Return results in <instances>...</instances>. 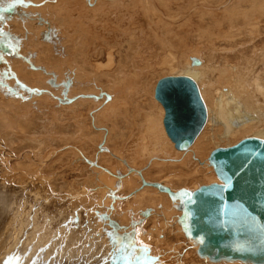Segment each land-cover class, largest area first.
Listing matches in <instances>:
<instances>
[{
    "label": "rangeland",
    "instance_id": "1",
    "mask_svg": "<svg viewBox=\"0 0 264 264\" xmlns=\"http://www.w3.org/2000/svg\"><path fill=\"white\" fill-rule=\"evenodd\" d=\"M16 1L18 2V0H11L10 2L9 0H0V6L4 2H7L6 5L13 6V4ZM31 1L35 2V4L33 3L35 6H39L40 8L44 7V9L49 8V6L50 7L53 6V8L49 10L50 15L51 14L53 15L55 13V11H53L54 7H56L57 9H60V8L62 9L63 8L62 3H65V2H61V0H58L59 2L57 3H54L55 0H49V2L47 3L45 0H31ZM132 1L134 3H132ZM139 1L138 0H128V1L126 0H123V1L122 0H81L82 4H80L79 7H76L75 9L72 10L71 12L72 18L70 17V19L64 18L65 16L63 14L60 15L61 17L58 16L59 19H55L57 17L55 18H52V16L49 17L50 16L49 15L47 17L45 16L46 18L41 17L40 18L41 21H37V23L35 24L29 23L27 26H24V25L22 26V23H24V20L26 19V18L24 19V17H18L16 18V20H10L8 22L6 20L0 19V22H1L0 23L1 25L0 26V47H1L0 57H2V59H0V75H1L0 81L2 82V83L0 82V107H1L0 115L8 116V119L5 121L3 120V117L0 116V264H127V262H125L126 260L123 259L122 257H126L127 254H132V252H133V255L131 256L133 257L135 256L139 258L141 255H145V258L142 256H141L142 259L139 258V260H137L138 259L137 258L136 260L139 263H137L136 261L132 262L131 260V264L133 263L134 264H152V262L153 264H155L158 262V260L159 262L157 264H177L178 262H179L178 264H181V263L182 264H194L193 262L194 255L193 253H191V251L194 250L193 246L185 242L187 243V245L184 247V240H185L184 239L182 240L183 244L180 245L181 248H179L180 246L177 247L176 244L178 243V239L176 238L177 236L175 234L174 226H172L173 227L172 231H170L169 229L167 230V232L170 231V235H168L169 236L168 243L170 242L169 243L170 245L175 243L176 247L174 245V246H171L172 247L171 249H169V248H165L164 246H161V247L159 245L154 246L156 243L152 240L150 241L149 239H147L145 242L140 240V235L142 234V232L140 231L142 230V227L145 230L152 229L154 227L153 224H155L153 223L154 222L153 220L154 218L157 217L156 215H159V214L157 213L149 214L150 211L153 212V210L152 208L150 210V207H148V209L146 208L147 212L145 213V218L138 216L139 210H141V209L137 210V206L139 205L138 203L139 201L137 198L140 197V194L137 192L136 189H138L139 188L138 186L141 185L140 183L139 184L137 183L141 181L140 176L137 174L138 172L134 174L129 172L130 170L126 172L127 176L130 177V178L128 177L129 179L126 177V179H128L129 182L134 180L135 183L133 181V185L132 186L128 185L129 187L126 184L125 186L123 184L124 187L116 190L115 195H118L119 197H116L115 201L113 199L112 202L104 205L102 203H99V198H98L96 199L97 202L95 200V202L92 204L90 201L93 199V197H95L101 191L100 188H103V185L100 184L101 187L99 188L98 181L93 178L96 176L92 174L91 171H89L90 170L89 168L87 169V165L92 164V163L98 164V162H99V165H102V162H103L102 166L106 167L107 165L108 166L112 165L110 167L108 166L107 167L108 169H111V168L113 169V166L115 165H113L114 163L112 164V160L114 158V161H116L115 163H117L118 165L123 167L124 170H126V169H129L127 165H130L131 163L130 160H132L131 166L133 167L136 166L137 169H140V168L143 169L142 171L145 174V177H147L146 179L147 181L155 180V181L167 183L168 185L171 184L170 186H172L174 189H177L183 186H187V187L192 186V183H191L192 181L196 183L198 182L200 184L208 182L207 178H204L205 177V174L203 173L204 171H202L201 169L196 170L193 163L196 162V158H199V159L201 158L200 160L204 162L207 156V153L209 152V149L212 148V146H210L209 144L204 143L206 136H208V133L210 134L212 132L209 129L205 131V134L202 136L203 138H201V139H204V140H201V142L203 143L193 148L195 149L194 156L191 154L189 157L188 156L189 154H187L186 156V155H181L182 153H180L178 154V156L176 155L177 156L176 159H173L174 155L172 154V151L169 149L167 150L168 152L167 151L165 152L164 150L163 151L165 152L164 154L162 151L158 152L157 154L156 153L152 154V151H151V149L153 148L152 142L156 141L157 133H155L154 135L155 138H153L148 145L149 151L147 150L144 153L142 152L144 150V147L142 145V139L146 131V124L144 122L146 119L145 115L147 116L148 114L149 115L151 114V116L154 117L153 114H155L156 118H158L160 115L159 113L160 109H158L159 110L158 112L156 110L157 107L159 106L155 101L154 94L152 95L150 94L154 92V85L156 83V80H158L162 76L169 75V73L174 74L177 68H182L184 65L186 66L188 59L193 56L194 57L200 56L204 58L202 59L203 61L202 67L205 70L204 71L205 73L203 74L201 84L203 81L205 82V83L203 82L202 86L204 89H206L204 91H207V92L209 91L208 94H206V96L208 95L207 98L210 103H213V101H215L219 97L218 92H220V89H224L225 87H227V90H231L232 88L231 80L226 79L227 78L226 76H228V74L225 75L224 77L225 79H222L224 73L226 72V71L223 72V70L226 67L225 65L227 62L229 63L230 60L232 61L234 59L233 62H230L229 64H233V65L235 64V67L239 66V69L242 68L240 70L239 69L235 70L236 72L234 71L235 74H239V77L237 75L236 79L239 81L238 90L241 91L240 94L242 95V97H245V90H244L245 87L250 90V93H252L251 86H249L251 84L250 82L251 75L247 74V78L244 75L245 74L244 69H249L247 68L248 65H246L248 61L251 62V64L252 63L254 64L253 66L257 71H260L259 76L261 78V82L264 84V76L263 78L261 77L262 73L264 72V61H263L264 60L263 58L264 57V9H262L264 8V3H263L264 0H258L259 2L257 0H254L256 4L253 3L254 2L253 0H249V2L248 1L244 2V0L243 1L242 0H232L233 3L231 0H223L224 2L222 0L221 1L220 0H214V1L204 0L205 2L202 0H189L188 2V0H186L187 3L185 2V0H172L173 2L171 0L170 1L169 0H154V1L153 0H142L143 3L145 4H142V1L141 3H139ZM149 1L151 3H149ZM241 1L244 3L242 4ZM119 2H121L120 3L121 5L119 4ZM200 2L201 3L203 2L204 4H201ZM43 3H44V6H43ZM110 4H113V5H110ZM140 4L145 5L143 6L145 8L146 7L148 8L149 6L148 8L149 10L147 8L146 9L143 8L144 10L141 9L142 6ZM147 4H150V5H147ZM168 4H170V6ZM229 4L231 5L229 6ZM114 5H117V7H119L118 8L119 10H117V8L115 9ZM122 5H124V7H122ZM166 5L169 6L168 9H167L168 6ZM22 6L24 7L23 4H21L18 7H22ZM178 6L179 7L181 6L180 11H179ZM226 6H229V7H226ZM235 6L237 7L235 8ZM102 7H105V8L103 9ZM254 7L256 10H254ZM80 8L85 9L84 12H86V10H89V9L94 10L96 8L94 11L97 10L96 13L97 12L98 13L96 14V16L95 15L93 17L91 16L92 18L87 16L86 13L79 15L78 11L80 10ZM98 8L100 12L98 11ZM173 9L174 10L178 9L176 11H179V12H176ZM17 10L21 13L25 12L23 8H17ZM110 10H111V13H110ZM217 10L219 12H217ZM221 10H223L222 13L220 12ZM101 11L102 13L103 11L104 13L108 12L107 13L108 16L105 15L104 13H103L104 15L101 14ZM115 11H116V14H114ZM242 11L244 13L241 14ZM208 12L210 13L213 12L214 15ZM27 13H30V12H27ZM174 13H177V14H174ZM226 13L227 15H230V16H226ZM231 13L232 15L234 13L235 14L232 16ZM127 14H132L131 18H130V15L128 17ZM145 16H148L149 18ZM212 16H213V19H210V17L212 18ZM231 16H232V20L230 18ZM235 16H237L236 19H235ZM243 16L244 18H246L245 21L244 20L242 21V19H244L242 18ZM88 18H91V20ZM93 18H95L96 21H94ZM85 19L86 21L84 22L83 20ZM148 19H149V22L152 21L150 22L151 24L148 23ZM214 20H215L214 22L215 24L213 23ZM49 21L50 22L52 21L53 24H51ZM17 22L19 25L16 24ZM94 22H96V24ZM171 22L172 24L174 23L173 24L174 26L171 24ZM230 22L231 23L234 22L235 25L233 23V26L232 25L229 26V24H231ZM251 22H253L254 24ZM45 23L47 25H44ZM186 23H189V25ZM135 24L137 26H135ZM180 24H182V26ZM37 25H40V26H37ZM201 27L203 29H201ZM243 27L244 28L247 27L245 28V31H243L244 29ZM256 27L257 29L255 30L254 28ZM24 28L25 29L27 28L26 31ZM134 28L137 29L136 32H133L135 31ZM138 28H141V29H138ZM161 28H163V30ZM197 28L200 29L201 32ZM74 29L77 33L74 31ZM95 29L97 30L95 31ZM193 29L196 32H194ZM197 31H199L198 34H197ZM220 31L222 35L220 34ZM228 31L230 34L228 33ZM251 31H253V33ZM255 31L256 32L258 31L259 33H256L257 35H254ZM187 32L191 34L189 35V33ZM156 34L159 35V37L155 36ZM32 35L34 36L33 38H31ZM37 36L38 37L40 36L39 39L37 38ZM50 37L54 38V41L56 43V45H54V47L56 48V52H57L56 56L54 53L50 52L49 49H47V48H52V45L46 42ZM81 37H83L82 40H81ZM199 37L201 38L198 39ZM211 38L213 40H211ZM28 39L30 43L32 42L34 50H32L28 44L26 45V41L28 42ZM63 39L65 40L62 41ZM146 40H148L147 43H146ZM207 41L210 45L209 44L207 45ZM163 42L166 45L170 44L171 47L170 45L167 47L165 45V49H164ZM195 42H197V44ZM225 42L226 44H224ZM34 43H38V44L34 45ZM148 44L149 45L153 44V45L149 46ZM90 45H93V46H90ZM168 47H170L171 50L170 48L168 49ZM207 47L209 48V51L212 49L210 53L209 51L207 52L208 50ZM215 47H216V50H215ZM36 49L38 51H36ZM162 49H164V51H162ZM199 49H202V52L204 53H202ZM253 49L254 50L257 49V50L254 51ZM35 51H36V54H34ZM115 51L117 53H115ZM212 51H213V54H212ZM241 52L244 53V55ZM256 52L261 53V55L257 54ZM186 53L187 54L189 53V54L187 55ZM228 54H230V56ZM97 55L98 56L100 55V57H98ZM208 56H210L211 59ZM179 58H182V59H179ZM183 59L186 60V63ZM244 59L245 61H242ZM249 59L250 60L252 59L253 62L252 60L250 61ZM238 60H241V61H238ZM11 61H14V62L11 63ZM81 61H83V63H81ZM212 61L214 62L212 63ZM106 62L108 65L105 64ZM60 63L62 65L60 69H58V65ZM204 63L207 65L204 66L205 65ZM21 64H24V65H21ZM103 64L106 66H104ZM213 64H215L216 66ZM171 66L173 67L171 68ZM115 68H118L116 69L117 71L113 70ZM214 69L217 70L218 72L215 71ZM220 69L222 70V74H221ZM83 70L86 72H84ZM107 70H109V72H107ZM73 71H75V75H73ZM100 71L102 72L100 73ZM112 71L115 72V74H113ZM28 72H32V73L39 72L38 76L35 77L39 80L32 82L33 77L26 76ZM70 72H72V74H70ZM105 72H106V76L108 75L107 73H109V76L106 77ZM211 72H213L214 75ZM117 73L119 74V76ZM129 73L132 75H130ZM210 73L212 74V76ZM136 75H137V78H136ZM114 77H118V78L123 77L124 80L125 79L126 80L124 81L122 80L123 78L116 79ZM131 77H132V80L129 81L128 79H131ZM134 77L136 79V82H135V79H133ZM13 78H15L14 79L15 82L17 81L16 83L13 82L14 81ZM204 78L206 79L204 80ZM220 79L221 81L223 80V82L219 81ZM22 82L23 83L25 82L26 84L25 83L23 84ZM34 82L35 84H33ZM130 82H133V83H130ZM17 83H18V86H16ZM69 83H70V86L66 87L67 85H69ZM122 83H124L123 87H121L122 85L120 86V84ZM126 83L128 86L126 85ZM244 84H245V87H244ZM111 85H113L114 88L118 85L120 87L118 86L114 89ZM151 86L153 87V89ZM213 86L214 88H212ZM208 87H210L211 89ZM117 89H119V91ZM2 90H3V93L1 92ZM104 90L108 91L109 93ZM238 90L235 89V92H237ZM10 91L13 93H11ZM110 91H112L114 94ZM213 93L215 96L213 95ZM112 94L113 96L115 95V97H113ZM120 95L121 97H124L122 98L124 100H121ZM210 96H211V99H210ZM250 96H249V99L250 98L251 99L248 100V103L251 100L257 101V103H255L254 105H256L259 108V111H261V117H262V120L264 121L263 119L264 116H262L264 114V98L263 97L257 98L256 96H253V94ZM106 99H108L107 102H106ZM112 100H113V103H112ZM114 101L116 102V104ZM123 103L125 104L127 103V106L125 104L123 105ZM111 105L112 107H110ZM117 107L118 109H116ZM122 109L124 110L122 111ZM112 110L114 114H112ZM117 110H119L118 111L119 114L117 113ZM155 110L156 112H154ZM145 111H147V113ZM111 116H112V119L110 120ZM139 120H140V123H139ZM250 131L252 130H249V132ZM131 138H133L134 141H136L134 142L135 144L133 145H132L133 139ZM150 144H151V147H150ZM139 145L141 146V148L143 147V149H141ZM124 148H125V151H124ZM131 149L137 150V151L135 152V151H132ZM199 150L202 153H200ZM169 151L171 152L169 153ZM133 152L136 154H134ZM105 153L106 154L109 153V154L106 155ZM145 153L146 155H144ZM137 154H139V156ZM134 155H135V158L133 159ZM117 156L123 160L121 161L120 159L117 158ZM140 156H144L143 159ZM185 156L188 159L189 158L190 159L187 160ZM105 157L106 158L109 157L108 158L109 160L107 161ZM154 157H157V158H154ZM202 157L204 159H202ZM135 159H138L136 160L137 164H136V161H134ZM183 159L185 160V162ZM127 160H129V163ZM143 160H145L146 163ZM177 161H178V164H177ZM186 161H189V162H186ZM170 162L171 163L174 162L173 166L172 164H170ZM191 162L192 164H190ZM20 163H23V164L19 165ZM158 163L160 164L162 163V165ZM166 163H168V165ZM154 164H155V167L157 165L158 166L155 168L153 166ZM175 165H176V168H175ZM189 165H191L190 166L191 168L193 167L192 168L193 170L191 168H189L191 171L188 170ZM183 167H185V169H183ZM183 170L185 172H183ZM190 175H192L190 178H184ZM192 177L193 179H191ZM131 178L133 180H131ZM178 178L180 182L177 180ZM23 180L26 182L24 183ZM92 180L93 181L95 180L94 181L95 183H93ZM27 182H30V185L31 186L33 185L34 188H32L33 186L31 187L29 183ZM31 182H33V184ZM24 186H27V188ZM126 188H128L129 190ZM145 188H148V187H145ZM78 194H80V196H75ZM80 201L81 202L83 201V202L81 203ZM144 203L145 201H141V204H144ZM163 204L167 205V200L165 198L163 199ZM75 209L78 210L79 213H75L76 211ZM86 209H88L87 210L88 212L86 211ZM101 211H104V212H101ZM114 211L116 212V214ZM34 212H36L37 214ZM104 213H105L106 220L108 219L109 221V224H106V220H104L103 222L102 217ZM106 213L108 214L106 215ZM123 213H125V215H123ZM29 214L31 218L28 216ZM71 214L73 217L71 216ZM76 214H78L79 216ZM127 214H128V217H127ZM35 215L37 218L34 217ZM68 215H70V218ZM99 215L102 216L101 219H98ZM117 216H121V217H117ZM160 216L163 217L162 214ZM160 216H158L157 218L158 223L155 224V226H158V224L161 225ZM75 217L77 218L79 217V220L77 219L76 221ZM18 219L21 221V223L19 222ZM71 219H73L74 221H72ZM174 219H176L175 215L173 216L172 220ZM33 220H34V223H33ZM124 220H125V224H124ZM127 221L130 224L126 223ZM27 223H28V226H27ZM102 223H105V224L102 225ZM18 224H20L21 226L19 227V230L17 228ZM31 224H33V226ZM172 224L175 225V222L173 221ZM20 228H21V232H20ZM20 233H23V234H20ZM24 233L26 234L28 233L27 235L30 236V239H35L37 237L35 239V247H34L35 249L34 248L27 249V248H24L22 244H19L22 241V237ZM72 236L75 238H73ZM110 237H112V239L115 237H118L119 242L115 245L114 244L108 245L106 243V240H108ZM128 237H131L134 239L135 245H136L134 246L137 247V249L134 248V250H126V251L123 250V248L127 246L125 242L128 241L125 238H128ZM30 239L28 238L29 241ZM155 239H159L158 234L155 236ZM15 242H17V244H15ZM163 248H165L166 250ZM176 248H179V249H176ZM118 249H121L120 252L117 251ZM128 251L129 252L132 251V252L129 253ZM134 251L136 252L135 254H134ZM122 253H125V254H122ZM204 263L206 264L205 261L203 262V264Z\"/></svg>",
    "mask_w": 264,
    "mask_h": 264
},
{
    "label": "bare ground",
    "instance_id": "2",
    "mask_svg": "<svg viewBox=\"0 0 264 264\" xmlns=\"http://www.w3.org/2000/svg\"><path fill=\"white\" fill-rule=\"evenodd\" d=\"M11 0H9V2H10ZM46 1V3L47 2H49V0H45ZM123 1V0H122ZM126 1H128V0H126ZM139 1V0H138ZM141 1L142 0H140L139 1V3H141ZM154 1V0H153ZM170 1V0H169ZM172 1V0H171ZM202 1H204V0H202ZM214 1V0H213ZM221 1V0H220ZM223 1V0H222ZM232 1V0H231ZM243 1V0H242ZM241 1V3L243 4L245 1L247 2H249V0H244V2H242ZM254 1V0H253ZM258 1V0H257ZM8 2V3H9ZM57 2H59L58 0H55L54 1V3H57ZM61 2H65V3H62L63 5V8L61 9H57L56 7H54V10L53 11H55V13L52 15H50V13H49V10H51V8H53V6H49V8H45L44 9V7L43 8H40L39 6H35L34 4H35V2H32L31 0L30 1H28V0H18V2L16 1L14 4H13V6L12 5H6L7 4V2H4L1 6H0V19L1 20H6L7 22L8 21H10V20H16V18H18V17H24V23H22V26L24 25V26H27L29 23H37V21H41V17H47V16H49V17H51L52 16V18H55V17H57V18H55V19H59L58 18V16L59 17H61L60 15H64L65 17L64 18H67V19H70V17L72 18V16H71V12H72V10L73 9H75L76 7H79L80 6V4H82L81 3V0H61ZM173 2V1H172ZM185 2L187 3V1L185 0ZM188 2H189V0H188ZM205 2V1H204ZM207 2V1H206ZM218 2V1H217ZM224 2V1H223ZM237 2V1H236ZM259 2V1H258ZM34 3V4H33ZM112 3V2H111ZM116 3V2H115ZM121 2H119V4H120ZM132 3H134L133 1H132ZM149 3H151L150 1H149ZM167 3V2H166ZM169 3V2H168ZM201 3V2H200ZM219 3V2H218ZM217 3V4H218ZM232 3H233V1H232ZM253 3H255V1L253 2ZM264 3V2H263ZM21 4H23L24 5V7L22 6V7H18V6H20ZM114 4V3H113ZM113 4H110V5H113ZM130 4H131V2H130ZM129 4V5H130ZM142 4H145V3H143V1H142ZM171 4V3H170ZM170 4H168L169 6H170ZM201 4H204L203 2L201 3ZM213 4V3H212ZM221 4V3H220ZM241 4V5H242ZM247 4V3H246ZM256 4V3H255ZM37 5V4H36ZM49 5V4H48ZM60 5V4H59ZM93 5V4H92ZM117 5H118V3H117ZM117 5H114L115 6V9L117 8V10H119L118 8L119 7H117ZM121 5V4H120ZM119 5V6H120ZM124 5H125V3H124ZM124 5H122V7H124ZM127 5V4H126ZM141 5V4H140ZM147 5H150V4H147ZM168 5H166V6H168ZM183 5H185V4H183ZM231 4H229V6H230ZM250 5V4H249ZM15 6H17V7H15ZM43 6H44V3H43ZM57 6V5H56ZM142 6V8L141 9H143V8H145V7H143V6H145V5H141ZM169 6L167 7V9L169 8ZM182 6V5H181ZM181 6L179 7V11H180V8H181ZM216 6V5H215ZM218 6V5H217ZM229 6H226V7H229ZM240 6V5H239ZM243 6V5H242ZM225 7V6H224ZM237 6H235V8H236ZM251 7V6H250ZM263 7V6H262ZM17 8H23L24 10H25V12H23V13H21V12H19L18 10H17ZM103 9L105 8V7H102ZM109 8V7H108ZM111 8H113V7H111ZM135 8V7H134ZM137 8V7H136ZM147 8V7H146ZM145 8V9H146ZM148 8H149V6H148ZM147 8V9H148ZM260 8V7H259ZM10 9V10H9ZM96 9V8H95ZM94 9V10H95ZM226 9V8H225ZM262 9H264V8H262ZM58 10V11H57ZM94 10H92V9H89V10H86V12H84L85 11V9H81L80 8V10L78 11V14L79 15H82V14H87V16H89V17H93L94 15L96 16V14L98 13H96V11H94ZM102 10V9H101ZM122 10V9H121ZM128 10V9H127ZM130 10V9H129ZM131 10H133V9H131ZM137 10V9H136ZM135 10V11H136ZM144 10V9H143ZM149 10V9H148ZM151 10V9H150ZM174 10V9H173ZM176 10H178V9H175L174 11H176ZM231 10V9H230ZM242 10V9H241ZM240 10V11H241ZM245 10V9H244ZM243 10V11H244ZM249 10V9H248ZM254 10H256L255 9V7H254ZM253 10V11H254ZM261 10V9H260ZM98 11H99V8H98ZM138 11V10H137ZM141 11V10H140ZM168 11H170V10H168ZM174 11H172V12H174ZM179 11H176V12H179ZM181 11H182V9H181ZM207 11V10H206ZM222 11L223 10H221L220 12L222 13ZM241 12V14L242 13H244V12ZM27 12H30V13H27ZM100 12V11H99ZM145 12V11H144ZM148 12V11H147ZM146 12V13H147ZM152 12V11H151ZM171 12V13H172ZM214 12V11H213ZM213 12H208V13H210V14H213ZM217 12H219L218 10H217ZM258 12V11H257ZM256 12V13H257ZM103 13H104V11H103ZM102 13V11H101V14H103ZM108 13V12H107ZM107 13H104L105 15H107ZM110 13H111V10H110ZM121 13V12H120ZM124 13V12H123ZM130 13V12H129ZM136 13V12H135ZM134 13V14H135ZM145 13V14H146ZM236 13V12H235ZM234 13V14H235ZM247 13V12H246ZM251 13V12H250ZM249 13V14H250ZM255 13V14H256ZM260 13V12H259ZM100 14V13H99ZM103 14V15H104ZM114 14H116V11H115V13ZM126 14V13H125ZM133 14V15H134ZM138 14V13H137ZM144 14V13H143ZM170 14V13H169ZM173 14V13H172ZM174 14H177V13H174ZM182 14V13H181ZM205 14V13H204ZM203 14V15H204ZM210 14H208V15H210ZM223 14H224V12H223ZM233 14V15H234ZM241 14H239V15H241ZM254 14V15H255ZM128 15V17H129V15H130V18H131V15L132 14H127ZM207 15V16H208ZM214 15V14H213ZM231 15H232V13H231ZM232 15V16H233ZM238 15V16H239ZM108 16V15H107ZM125 16V15H124ZM198 16V15H197ZM220 16V15H219ZM226 16H230V15H227V13H226ZM232 16L230 17L231 18V20H232ZM245 16V15H244ZM244 16L242 17V18H244ZM249 16V15H248ZM45 17V18H46ZM75 17V16H74ZM91 17V18H92ZM145 17H148V16H145ZM222 17V16H221ZM225 17V16H224ZM236 17L237 16H235V19H236ZM240 17V16H239ZM246 17V16H245ZM85 18H87V17H85ZM91 18H88V19H90L91 20ZM127 18V17H126ZM149 18V17H148ZM202 18V17H201ZM204 18V17H203ZM218 18H220V17H218ZM250 18V17H249ZM38 19H40V20H38ZM60 19H62V18H60ZM94 19V21H96V19L95 18H93ZM100 19V18H99ZM99 19H98V21H99ZM107 19V18H106ZM153 19V18H152ZM161 19V18H160ZM210 19H213V16H212V18L210 17ZM229 19V18H228ZM238 19V18H237ZM245 19L246 18H244V19H242V21L244 20L245 21ZM248 19V18H247ZM49 20H51V19H49ZM117 20H119V19H117ZM187 20V19H186ZM249 20V19H248ZM21 21V20H20ZM84 22L86 21V19L85 20H83ZM88 21V20H87ZM93 21V20H92ZM147 21V20H146ZM217 21V20H216ZM229 21V20H228ZM239 21V20H238ZM237 21V22H238ZM19 22V21H18ZM18 22L16 23V24H18ZM44 22V21H43ZM43 22H42V24H43ZM50 22V21H49ZM66 22V21H65ZM150 22H152V21H150ZM149 22V19H148V23H150ZM178 22V21H177ZM185 22V21H184ZM215 22V20L213 21V23ZM218 22V21H217ZM224 22V21H223ZM248 22V21H247ZM1 23V22H0ZM40 23V22H39ZM38 23V24H39ZM51 24H53L52 23V21L50 22ZM68 23V22H67ZM87 23V22H86ZM89 23V22H88ZM95 24H96V22H94ZM106 23V22H105ZM169 23V22H168ZM231 23V22H230ZM234 23V22H233ZM233 23H231V24H229V26L230 25H232L233 26ZM239 23V22H238ZM251 23H253V22H251ZM10 24V23H9ZM16 24H14V25H16ZM41 24V23H40ZM49 24V23H48ZM59 24V23H58ZM70 24V23H69ZM90 24V23H89ZM151 24V23H150ZM171 24H172V22H171ZM174 24V23H173ZM172 24V25H173ZM184 24V23H183ZM186 24H188L189 25V23H186ZM215 24V23H214ZM217 24V23H216ZM220 24V23H219ZM227 24V23H226ZM254 24V23H253ZM252 24V25H253ZM13 25V26H14ZM19 25V24H18ZM44 25H47L46 23L44 24ZM63 25V24H62ZM76 25V24H75ZM84 25V24H83ZM158 25V24H157ZM181 26H182V24H180ZM211 25V24H210ZM234 25H235V23H234ZM1 26V25H0ZM37 26H40V25H37ZM64 26V25H63ZM90 26V25H89ZM92 26V25H91ZM94 26V25H93ZM107 26V25H106ZM135 26H137L136 24H135ZM174 26V25H173ZM202 26V25H201ZM212 26H213V24H212ZM217 26V25H216ZM222 26V25H221ZM224 26V25H223ZM227 26V25H226ZM225 26V27H226ZM228 26V27H229ZM231 26V27H232ZM247 26H249V25H247ZM250 26H251V24H250ZM33 27V26H32ZM66 27V26H65ZM76 27V26H75ZM95 27V26H94ZM124 27H126V26H124ZM127 27H128V25H127ZM159 27V26H158ZM203 27V26H202ZM201 27V29H203ZM206 27H207V25H206ZM218 27V26H217ZM216 27V28H217ZM2 28H3V26H2ZM4 28H5V26H4ZM11 28V27H10ZM14 28V27H13ZM12 28V29H13ZM21 28H23V27H21ZM20 28V29H21ZM46 28V27H45ZM57 28V27H56ZM79 28V27H78ZM149 28V27H148ZM191 28V27H190ZM189 28V29H190ZM238 28H240V27H238ZM244 28V27H243ZM242 28V29H243ZM245 28H247V27H245ZM245 28L243 29V31H245ZM249 28V27H248ZM251 28H252V26H251ZM25 29V28H24ZM27 29V28H26ZM26 29H25V31H26ZM138 29H141V28H138ZM162 30H163V28H161ZM196 29V28H195ZM198 29V28H197ZM206 29V28H205ZM204 29V30H205ZM231 29V28H230ZM233 29V28H232ZM255 30L257 29V27L256 28H254ZM32 30V29H31ZM36 30V29H35ZM89 30V29H88ZM97 29H95V31H96ZM99 30V29H98ZM134 30L135 31H133V32H136L137 31V29H135L134 28ZM170 30V29H169ZM194 30V29H193ZM199 31H200V29H198ZM215 30H217V29H215ZM247 30V29H246ZM252 30V29H251ZM13 31V30H12ZM18 31V30H17ZM54 31V30H53ZM57 31V30H56ZM61 31H62V29H61ZM74 31H75V29H74ZM94 31V32H95ZM100 31V30H99ZM98 31V32H99ZM143 31V30H142ZM191 31V30H190ZM199 31H197V34H198V32ZM225 31V30H224ZM224 31H223V33H224ZM227 31V30H226ZM240 31V30H239ZM250 31V30H249ZM22 32V31H21ZM20 32V33H21ZM72 32V31H71ZM76 32V31H75ZM129 32H130V30H129ZM140 32V31H139ZM154 32V31H153ZM160 32V31H159ZM164 32V31H163ZM193 32V31H192ZM194 32H196L195 30H194ZM201 32V31H200ZM211 32V31H210ZM218 32H219V30H218ZM252 33H253V31H251ZM31 33V32H30ZM45 33V32H44ZM56 33V32H55ZM58 33H60V32H58ZM57 33V34H58ZM62 33V32H61ZM66 33V32H65ZM68 33V32H67ZM73 33V32H72ZM77 33V32H76ZM96 33V32H95ZM152 33V32H151ZM169 33V32H168ZM187 33H189V32H187ZM203 33V32H202ZM226 33V32H225ZM228 33H229V31H228ZM227 33V34H228ZM237 33V32H236ZM256 33H259L258 31L256 32L255 31V33H254V35H257ZM23 34H25V33H23ZM32 34V33H31ZM48 34V33H47ZM50 34V33H49ZM83 34V33H82ZM81 34V35H82ZM172 34V33H171ZM170 34V35H171ZM191 33H189V35H190ZM195 34V33H194ZM205 34H206V32H205ZM208 34H209V32H208ZM214 34V33H213ZM218 34V33H217ZM220 34H221V31H220ZM230 34V33H229ZM238 34H240V33H238ZM2 35V34H1ZM6 35V34H5ZM35 35V34H34ZM46 35V34H45ZM62 35V34H61ZM80 35V36H81ZM84 35V34H83ZM134 35V34H133ZM141 35V34H140ZM202 35V34H201ZM200 35V36H201ZM222 35V34H221ZM220 35V36H221ZM259 35V34H258ZM49 36V35H48ZM67 36H69V35H67ZM66 36V37H67ZM79 36V37H80ZM142 36V35H141ZM144 36V35H143ZM155 36H158L159 37V35H155ZM154 36V37H155ZM203 36V35H202ZM201 36V37H202ZM212 36V35H211ZM217 36V35H216ZM232 36V35H231ZM260 36V35H259ZM16 37V36H15ZM23 37H24V35H23ZM27 37V36H26ZM30 37V36H29ZM34 36L32 35V37L31 38H33ZM40 37V36H39ZM39 37L37 36V38L39 39ZM75 37V36H74ZM146 37V36H145ZM147 37H149V36H147ZM157 37V38H158ZM197 37V36H196ZM201 37H199L198 39H200ZM204 37V36H203ZM253 37V36H252ZM256 37V36H255ZM12 38V37H11ZM178 38H180V37H178ZM187 38V37H186ZM218 38H219V36H218ZM217 38V39H218ZM26 39V38H25ZM66 39V38H65ZM65 39H63L62 41H64ZM72 39V38H71ZM75 39V38H74ZM73 39V40H74ZM76 39H77V37H76ZM83 39V37H81V40ZM102 39V38H101ZM145 39V38H144ZM143 39V40H144ZM148 39V38H147ZM188 39V38H187ZM197 39V40H198ZM224 39V38H223ZM254 39V38H253ZM12 40V39H11ZM70 40V39H69ZM156 40H158V39H156ZM161 40H162V38H161ZM167 40V39H166ZM207 40V39H206ZM211 40H213L212 38H211ZM215 40V39H214ZM6 41V40H5ZM15 41V40H14ZM75 41V40H74ZM94 41V40H93ZM92 41V42H93ZM147 41L148 40H146V43H147ZM159 41H160V39H159ZM169 41V40H168ZM168 41H167V43H168ZM190 41V40H189ZM199 41V40H198ZM201 41V40H200ZM205 41V40H204ZM210 41V40H209ZM230 41V40H229ZM232 41V40H231ZM34 42V41H33ZM37 42V41H36ZM48 44H50V45H52V48H47V49H49V51L50 52H52V53H54L55 54V56L57 55V52H56V48L54 47V45H56V43H55V41H54V38H49L47 41H46ZM69 42V41H68ZM104 42V41H103ZM153 42V41H152ZM164 42H166V41H164ZM163 42V43H164ZM171 42V41H170ZM169 42V43H170ZM187 42H188V40H187ZM212 42V41H211ZM9 43V42H8ZM7 43V44H8ZM44 43V42H43ZM58 43V42H57ZM71 43H73V42H71ZM78 43V42H77ZM86 43V42H85ZM159 43V42H158ZM157 43V44H158ZM162 43V42H161ZM192 43V42H191ZM196 44H197V42H195ZM201 43V42H200ZM29 45V47L32 49V50H34V48H33V44H32V42L30 43L29 42V39H28V42L26 41V45ZM35 44H38V43H34V45ZM84 44V43H83ZM95 44V43H94ZM108 44V43H107ZM189 44V43H188ZM209 43H208V41H207V45H208ZM224 44H226V42L224 43ZM9 45V44H8ZM100 45V44H99ZM149 45V44H148ZM150 45H153V44H150ZM149 45V46H150ZM165 43H164V49H165ZM170 45V44H169ZM169 45H166V47L167 46H169ZM210 45V44H209ZM212 45V44H211ZM217 45V44H216ZM39 46V45H38ZM90 46H93V45H90ZM111 46V45H110ZM97 47V46H96ZM99 47V46H98ZM102 47V46H101ZM106 47H108V46H106ZM161 47V48H162ZM170 47H171V45H170ZM170 47H168V49L170 48ZM199 47H201V46H199ZM211 47V46H210ZM213 47V46H212ZM240 47V46H239ZM254 47V46H253ZM256 47V46H255ZM1 48V47H0ZM88 48V47H87ZM103 48V47H102ZM154 48V47H153ZM160 48V47H159ZM191 48V47H190ZM189 48V49H190ZM204 48V47H203ZM208 48V47H207ZM241 48V47H240ZM243 48V47H242ZM262 48V47H261ZM260 48V49H261ZM105 49V48H104ZM110 49H111V47H110ZM164 49H162V51H164ZM167 49V50H168ZM172 49H173V47H172ZM187 49V48H186ZM194 49V48H193ZM197 49V48H196ZM211 49V48H210ZM246 49V48H245ZM263 49V48H262ZM92 50V49H91ZM90 50V51H91ZM103 50V49H102ZM150 50H151V48H150ZM170 50H171V48H170ZM191 50V49H190ZM201 52H202V49H199ZM205 50H207V49H205ZM212 50V49H211ZM210 50V51H211ZM215 50H216V47H215ZM224 50V49H223ZM254 50V49H253ZM257 49H255L254 51H256ZM31 51V50H30ZM36 51H38L37 49H36ZM36 51L34 52V54H36ZM182 51V50H181ZM192 51V50H191ZM209 51V48H208V50H207V52ZM210 51H209V53H210ZM225 51V50H224ZM232 51V50H231ZM245 51H247V50H245ZM253 51V52H254ZM99 52V51H98ZM177 52V51H176ZM190 52V51H189ZM206 52V53H207ZM220 52V51H219ZM230 52V51H229ZM237 52V51H236ZM262 52V51H261ZM76 53V52H75ZM90 53V52H89ZM95 53V52H94ZM101 53H102V51H101ZM115 53H117L116 51H115ZM163 53V52H162ZM171 53V52H170ZM179 53V52H178ZM194 53V52H193ZM197 53H198V51H197ZM202 53H204V52H202ZM208 53V54H209ZM218 53V52H217ZM242 53V52H241ZM246 53V52H245ZM257 54H260L261 55V53H258V52H256ZM263 53V52H262ZM96 54V53H95ZM106 54V53H105ZM183 54V53H182ZM187 54V53H186ZM189 54V53H188ZM187 54V55H188ZM196 54V53H195ZM194 54V55H195ZM212 54H213V51H212ZM220 54V53H219ZM226 54H227V52H226ZM243 55H244V53H242ZM78 55V54H77ZM91 55H92V53H91ZM90 55V56H91ZM140 55V54H139ZM164 55V54H163ZM185 55V54H184ZM187 55H186V57H187ZM224 55V54H223ZM223 55H222V57H223ZM229 56H230V54H228ZM251 55V54H250ZM249 55V56H250ZM256 55V54H255ZM14 56V55H13ZM35 56V55H34ZM39 56V55H38ZM98 56V55H97ZM115 56H116V54H115ZM156 56V55H155ZM182 56V55H181ZM192 56V55H191ZM197 56V55H196ZM205 56V55H204ZM211 56V55H210ZM210 56H208V57H210ZM228 56V57H229ZM237 56V55H236ZM239 56H240V54H239ZM254 56V55H253ZM252 56V57H253ZM258 56V55H257ZM263 56V55H262ZM37 57V56H36ZM98 57H100V55L98 56ZM183 57V56H182ZM227 57V56H226ZM232 57V56H231ZM238 57V56H237ZM242 57V56H241ZM246 57V56H245ZM256 57V56H255ZM254 57V58H255ZM5 58V57H4ZM185 58V57H184ZM214 58V57H213ZM216 58V57H215ZM221 58V57H220ZM224 58H225V56H224ZM233 58H235V57H233ZM264 58V57H263ZM0 59H2V58H0ZM7 59V58H6ZM87 59V58H86ZM101 59V58H100ZM179 59H182V58H179ZM199 60L200 62L199 63H196L194 60ZM202 59H204V58H202V57H190L189 59H188V62H187V65L185 66H183L182 68H177L176 69V71H175V73L174 74H170L169 73V75H167V76H189V77H191V78H193L196 82H197V84H198V86H199V90H200V93H201V96H202V98H203V100H204V103H205V105H206V107H207V119H206V121H205V124H204V126L202 127V129H201V131L199 132V134L197 135V137L195 138V140L193 141V143L188 147V148H186V149H178L176 146H175V143H174V141L170 138V136L168 135V133H167V130H166V127H165V124H164V116H165V108H164V106H163V104L159 101V100H157L156 99V97H155V89H156V85H157V83H158V81H159V79L158 80H156V83H155V85H154V92L153 93H151V91H150V95H152V94H154V98H155V101H156V103L158 104V106L159 107H157V112L159 111L158 109H160V115H159V117L158 118H156L155 116V114H153L154 115V117L153 116H151V114L149 115H145V117H146V119H145V124H146V131H145V133H144V135H143V139H142V145H143V147H144V150L142 151L143 153L145 152V151H147L148 150V145H149V143L151 142V140L153 139V138H155V133H157V136H156V141H153L152 142V149H151V151H152V154L153 153H158V152H163L164 150H165V152L169 149V150H171L172 151V154L174 155L173 156V159H176V157L178 156V154H180V153H182L181 155H186L187 156V154H189L188 156L190 157V155L192 154L193 156H194V150L195 149H193V148H195V147H197V145H201L203 142H201V140H204V139H201V138H203L202 136L205 134V131L207 130V129H209L210 131H212L210 134L208 133V136H206V139H205V144H209L210 146H212V148H210L209 149V152L207 153V156H206V158H205V160H204V162L203 161H201L199 158H196V162L195 163H193L194 164V166H195V168H196V170H202V171H204L203 173L205 174V177L204 178H207V180H208V182H206V183H196V182H194V181H192L191 183H192V186H189V187H187V186H183V187H179V188H177V189H174L172 186H170V185H168L167 183H164V182H159V181H147L146 179H147V177H145V174L143 173V169H137L136 168V166L135 167H133V166H131V163H132V160H130L131 161V163H130V165H127V167L129 168V169H126V170H124V168L123 167H121L120 165H118L117 163H115L116 161H114V158H113V160H112V164L113 165H115V166H113V169L111 168V169H108V167H110V166H112V165H110V166H108L107 164V166L106 167H104V166H102L103 165V162H102V165H99V162H98V164L97 163H95V164H89L88 162V164L89 165H87V169L89 168L90 170L89 171H91L92 172V174H94L96 177H93L94 179H96L97 181H98V185H99V188L101 187V185H103V188H100L101 189V191L95 196V197H93V199L90 201L92 204L95 202V200L96 199H98L99 198V203H102V204H104V205H106V204H109L110 202H112L113 201V199H114V201H115V198L116 197H119L118 195H115V191L116 190H118L119 188H122V187H124L125 186V184L128 186H132L133 185V179L131 178V180H133V181H131V182H129L128 181V179L130 178L129 176H127V174H126V172H128L129 170V172H131V173H137L139 176H140V178H141V181H139V182H137L138 184L140 183L141 185H139L138 187V189H136L137 190V192L140 194V199L139 198H137L138 197V195H137V199H138V201L139 202H141V201H145V203L147 204V203H149V204H147V205H151V207H150V210H151V208H152V210H153V212H151L150 210V213L149 214H152V213H157V214H159V215H156L157 217L156 218H154V222L153 223H155V224H157L158 223V216H160L161 214L163 215V217L162 216H160L161 217V225L160 224H158V226H155V224H153L154 225V227L152 228V229H149V230H145L143 227H142V230L140 231V232H142V234L140 235V240L141 241H146L147 239H149L150 241L152 240V241H154L156 244L154 245V246H157V245H159L160 247L161 246H164L165 248H169V249H171L172 247L171 246H174L175 245V243L174 244H169L168 243V238H169V236L168 235H170V231H172V226H174V230H175V234H176V238L178 239V243L176 244L177 245V247L178 246H180V245H182L183 244V242H182V240H184V247L187 245V243H189V244H191L192 246H193V248H194V250L193 251H191V253H193V255H194V259H193V262H194V264H203V262L205 261L206 262V264H254L253 262H247V263H245V261H241V260H233V261H219V262H214V261H211L210 259H208V258H201L200 256H198V254H197V248H198V244L193 240V239H190V238H187V236H186V234H185V232H184V229H183V226H182V223H181V217H182V210H181V208H179L178 206H179V204H180V202H181V200L183 199L180 195H179V193H178V190H180V189H182V188H184V190H189V191H194V190H196L197 188H199L201 185H203V184H210V183H213V182H222L220 179H219V177L217 176V173H216V171H215V169H214V166L210 163V161H209V155H210V153L212 152V150H214V149H216V148H219V147H227V146H231V145H234V144H236L237 142H239L240 140H242L243 138H245V137H248V136H255V137H259V138H264V124H263V120H262V117H261V111H259V108L256 106V105H254L255 103H257V101H255V100H251L249 103H248V100H250L249 99V96L250 95H252L253 94V96H256L257 98H259V97H263L264 98V84L261 82V78H260V71H257L255 68H254V64L252 63L251 64V62H247V64L246 65H248L247 66V68H249V69H244L245 70V77L247 78V74H250L251 75V77H250V82H251V84L249 85V86H251V90H252V93H250V90L248 89V88H246L245 87V84H244V87H245V97H242V95L240 94V92L241 91H239L238 90V84H239V81L236 79V77H237V75H238V77H239V74H235L234 73V71L235 70H237V69H239V66H237V67H235V64L233 65V64H229L230 62H233V60L231 61H229V63L227 62L226 63V67H225V69L223 70L222 68V70H223V72H225L224 73V75H223V78L222 79H225L224 77H225V75H227L228 74V76H226L227 78L226 79H228V80H231V82H232V88H231V90H227V87H225L224 89H220V92H218L219 93V97L215 100V101H213V103H210L209 102V100H208V98H207V96H206V94H208V92L207 91H204V90H206V89H204L203 88V86H202V84H203V82H202V84H201V80H202V77H203V74L205 73L204 71V69H203V67H202V63H203V61H202ZM210 59H211V57H210ZM247 59V58H246ZM262 59V58H261ZM12 60V59H11ZM89 60V59H88ZM168 60V59H167ZM171 60V59H170ZM184 60V59H183ZM214 60V59H213ZM218 60V59H217ZM228 60V59H227ZM250 60V59H249ZM252 60V59H251ZM250 60V61H251ZM7 61V60H6ZM116 61V60H115ZM185 61V63H186V60H184ZM211 61V60H210ZM216 61V60H215ZM238 61H241V60H238ZM237 61V62H238ZM242 61H245V59L244 60H242ZM264 61V60H263ZM14 61H11V63H13ZM78 62H80V61H78ZM173 62V61H172ZM183 62V61H182ZM181 62V63H182ZM207 62V61H206ZM205 62V63H206ZM214 61H212V63H213ZM224 62V61H223ZM235 62V61H234ZM236 62V63H237ZM252 62H253V60H252ZM257 62V61H256ZM259 62V61H258ZM3 63V62H2ZM2 63H1V65H2ZM7 63V62H6ZM11 63H9V64H11ZM20 63V62H19ZM22 63V62H21ZM81 63H83V61H81ZM204 63V64H205ZM208 63V62H207ZM221 63V62H220ZM242 63V62H241ZM241 63H239V64H241ZM248 63H250V64H248ZM5 64V63H4ZM9 64H8V66H9ZM15 64V63H14ZM38 64V63H37ZM105 64H107V62L105 63ZM174 64V63H173ZM173 64H171V65H173ZM209 64H211V63H209ZM7 65V64H6ZM17 65V64H16ZM21 65H24V64H21ZM61 63L58 65V69H60V67H61ZM83 65V64H82ZM104 65V64H103ZM102 65V66H103ZM108 65V64H107ZM170 65V64H169ZM168 65V66H169ZM176 65V64H175ZM207 64H205L204 66H206ZM213 65H215V64H213ZM238 65V64H237ZM243 65V64H242ZM246 65H244V66H246ZM5 66V65H4ZM33 66H34V64H33ZM104 66H106V65H104ZM103 66V67H104ZM109 66H111V65H109ZM116 66V65H115ZM119 66V65H118ZM123 66V65H122ZM125 66V65H124ZM216 66V65H215ZM219 66V65H218ZM217 66V67H218ZM241 66V65H240ZM244 66H242V67H244ZM3 67V66H2ZM11 67V66H10ZM9 67V68H10ZM88 67V66H87ZM113 67V66H112ZM112 67H111V69H112ZM120 67V66H119ZM170 67V66H169ZM173 66H171V68H172ZM212 67V66H211ZM210 67V68H211ZM220 67V66H219ZM8 68V69H9ZM12 68V67H11ZM34 68H35V66H34ZM84 68V67H83ZM108 68H110V67H108ZM107 68V69H108ZM116 69H118V68H115V69H113V70H116ZM143 69H144V67H143ZM156 69V68H155ZM155 69H154V71H155ZM163 69V68H162ZM209 69V68H208ZM220 69V70H221ZM240 69H242V68H240ZM239 69V70H240ZM85 70H86V68H85ZM121 70V69H120ZM138 70V69H137ZM174 70V69H173ZM173 70H172V72H173ZM213 70V69H212ZM215 70V69H214ZM222 70H221V74H222ZM228 70V71H227ZM238 70V71H239ZM84 71V70H83ZM90 71V70H89ZM106 71V70H105ZM117 71V70H116ZM123 71V70H122ZM125 71V70H124ZM209 71H211V70H209ZM208 71V72H209ZM215 71H217V70H215ZM10 72H11V70H10ZM12 72H14V71H12ZM84 72H86V71H84ZM102 71H100V73H101ZM107 72H109V70H107ZM113 72V71H112ZM111 72V73H112ZM164 72H166V71H164ZM218 72V71H217ZM216 72V73H217ZM236 72V71H235ZM39 73V72H38ZM38 73H32V72H28V74H26V76H28V77H33V80H32V82L33 81H36V80H39V79H37V78H35V77H37L38 76ZM127 73V72H126ZM212 74H213V72H211ZM210 73V74H211ZM241 73H243V72H241ZM1 74H3V73H1ZM13 74V73H12ZM15 74H17V73H15ZM70 74H72V72H70ZM88 74V73H87ZM108 75L107 76H109V73H107ZM113 74H115V72H113ZM118 74V73H117ZM116 74V75H117ZM130 74V73H129ZM134 74V73H133ZM136 74V73H135ZM139 74V73H138ZM166 74V73H165ZM164 74V75H165ZM212 74H211V76H212ZM73 75H75V71H73ZM90 75V74H89ZM104 75V74H103ZM130 75H132V74H130ZM144 75H145V73H144ZM148 75V74H147ZM206 75H207V73H206ZM214 75V74H213ZM242 75V74H241ZM13 76V75H12ZM105 76H106V72H105ZM106 76V77H107ZM118 76H119V74H118ZM128 76V75H127ZM220 76V75H219ZM243 76V75H242ZM263 76H264V72L262 73V78H263ZM0 77H1V75H0ZM162 77H164V76H162ZM161 77V78H162ZM204 77H206V76H204ZM208 77H210V76H208ZM18 78V77H17ZM21 78V77H20ZM114 78H118V77H114ZM120 78H123V77H120ZM120 78H118V79H120ZM136 78H137V75H136ZM241 78V77H240ZM15 78H13V80H14ZM19 79V78H18ZM112 79V78H111ZM133 79H135V77L133 78ZM206 78H204V80H205ZM209 79V78H208ZM214 79V78H213ZM212 79V80H213ZM243 79V78H242ZM241 79V80H242ZM4 80V79H3ZM11 80H12V78H11ZM107 80V79H106ZM114 80V79H113ZM122 80H124V78L122 79ZM126 80V79H125ZM124 80V81H125ZM129 81L130 80H132V77H131V79H128ZM211 80V81H212ZM218 80V79H217ZM248 80V79H247ZM7 81V80H6ZM108 81V80H107ZM106 81V82H107ZM116 81V80H115ZM144 81V80H143ZM142 81V82H143ZM216 81V80H215ZM219 81H221V79L219 80ZM218 81V82H219ZM226 81V80H225ZM224 81V82H225ZM245 81V80H244ZM1 82V81H0ZM13 82H15V80L13 81ZM17 82V81H16ZM15 82V83H16ZM30 82V81H29ZM117 82H119V81H117ZM121 82V81H120ZM134 82V81H133ZM133 82H130V83H133ZM135 82H136V79H135ZM134 82V83H135ZM139 82V81H138ZM209 82V81H208ZM221 82H223V80L221 81ZM231 82H229V83H231ZM243 82V81H242ZM2 83V82H1ZM19 83V82H18ZM18 83H17V85L16 86H18ZM23 83V82H22ZM25 83V82H24ZM23 83V84H24ZM109 83V82H108ZM111 83V82H110ZM125 83V82H124ZM124 83H122V84H120V86L121 87H123V85H124ZM140 83V82H139ZM205 83V82H204ZM211 83V82H210ZM228 83V82H227ZM244 83V82H243ZM4 84V83H3ZM26 84V83H25ZM33 84H35V82L33 83ZM115 84V83H114ZM113 84V85H114ZM147 84V83H146ZM212 84V83H211ZM221 84V83H220ZM5 85V84H4ZM113 85H111L113 88H114V86ZM126 85H127V83H126ZM219 85V84H218ZM217 85V86H218ZM222 85V84H221ZM220 85V86H221ZM229 85V84H228ZM70 86V83H69V85H67L66 87H69ZM119 86V85H118ZM118 86H116V87H118ZM119 86V87H120ZM128 86V85H127ZM140 86V85H139ZM204 86H205V84H204ZM211 86V85H210ZM226 86H227V84H226ZM4 87V86H3ZM28 87V86H27ZM37 87V86H36ZM65 87V88H66ZM115 87V88H116ZM141 87V86H140ZM152 87V86H151ZM243 87V86H242ZM38 88V87H37ZM112 88V89H113ZM114 88V89H115ZM130 88V87H129ZM128 88V89H129ZM143 88V87H142ZM208 88H210V87H208ZM212 88H214V86L212 87ZM216 88V87H215ZM229 88V87H228ZM10 89H11V87H10ZM18 89V88H17ZM111 89V90H112ZM123 89V88H122ZM138 89V88H137ZM152 89H153V87H152ZM211 89V88H210ZM235 89H237L238 91L237 92H235ZM118 91H119V89H117ZM139 90V89H138ZM208 90V89H207ZM4 91H6V90H4ZM104 91H106V90H104ZM213 91V90H212ZM2 93H3V90L1 91ZM11 92V91H10ZM106 92H108V91H106ZM110 92H112V91H110ZM116 92V91H115ZM120 92H121V90H120ZM119 92V93H120ZM126 92V91H125ZM127 92H128V90H127ZM133 92V91H132ZM138 92V91H137ZM206 92V93H205ZM11 93H13V92H11ZM109 93V92H108ZM113 93V92H112ZM118 93V94H119ZM114 94V93H113ZM113 94H112V96H113ZM131 94V93H130ZM110 95H111V93H110ZM211 95H212V93H211ZM213 95H214V93H213ZM244 95V94H243ZM86 96V95H85ZM118 96V95H117ZM123 96V95H122ZM215 96V95H214ZM252 96V97H253ZM100 97V96H99ZM113 97H115V95L113 96ZM112 97V98H113ZM120 97H121V95H120ZM251 97V96H250ZM52 98H53V96H52ZM83 98V97H82ZM87 98V97H86ZM118 98V97H117ZM122 98H124V97H121V100H124V99H122ZM130 98V97H129ZM254 98V97H253ZM95 99V98H94ZM210 99H211V96H210ZM213 99H214V97H213ZM245 99V100H244ZM85 100V99H84ZM100 100H102V99H100ZM107 100L108 99H106V102H107ZM120 100V101H121ZM125 100H126V98H125ZM153 100V99H152ZM17 101V100H16ZM88 101V100H87ZM117 101H118V99H117ZM154 101V102H155ZM115 102V101H114ZM150 102V101H149ZM152 102V101H151ZM111 103V102H110ZM112 103H113V100H112ZM119 103V102H118ZM155 103V104H156ZM15 104V103H14ZM100 104V103H99ZM102 104V103H101ZM115 104H116V102H115ZM125 103H123V105H124ZM147 104V103H146ZM156 104V105H157ZM38 105H39V103H38ZM95 105V104H94ZM122 105V104H121ZM126 106H127V103L125 104ZM155 105V106H156ZM98 106H100V105H98ZM114 106H116V105H114ZM148 106V105H147ZM17 107V106H16ZM39 107V106H38ZM110 107H112V105L110 106ZM120 107V106H119ZM124 107V106H123ZM1 108V107H0ZM18 108V107H17ZM105 108V107H104ZM121 108H122V106H121ZM152 108H153V106H152ZM116 109H118V107L116 108ZM126 109V108H125ZM149 109V108H148ZM4 110V109H3ZM98 110V109H97ZM124 109H122V111H123ZM127 110V109H126ZM156 110L154 111V112H156ZM1 111V110H0ZM20 111V110H19ZM118 111L119 110H117V113H118ZM120 111H121V109H120ZM8 112V111H7ZM96 112V111H95ZM146 113H147V111H145ZM151 112V111H150ZM97 113V112H96ZM116 113V114H117ZM122 113H124V112H122ZM126 113V112H125ZM1 114V113H0ZM108 114H109V112H108ZM112 114H114V112H113V110H112ZM119 114V113H118ZM144 115V114H143ZM1 117H3V120L5 121V120H7L8 119V116L7 115H0ZM84 116V115H83ZM96 116V115H95ZM98 116V115H97ZM116 116V115H115ZM123 116V115H122ZM139 116V115H138ZM158 116V115H157ZM262 116H264V114L262 115ZM109 117H110V115H109ZM108 117V118H109ZM119 117V116H118ZM126 117H128V116H126ZM141 117V116H140ZM96 118V117H95ZM137 118V117H136ZM112 119V116H111V118H110V120ZM143 119H144V117H143ZM142 119V120H143ZM264 119V118H263ZM79 120V119H78ZM94 120V119H93ZM98 120V119H97ZM109 120V121H110ZM142 122V121H141ZM108 123V122H107ZM135 123V122H134ZM138 123V122H137ZM139 123H140V120H139ZM101 124V123H100ZM116 124V123H115ZM142 124V123H141ZM102 126V125H101ZM104 126V125H103ZM139 126V125H138ZM142 126V125H141ZM145 126V125H144ZM114 127V126H113ZM140 127V126H139ZM104 128V127H103ZM141 128V127H140ZM143 128H145V127H143ZM98 130V129H97ZM139 130V129H138ZM249 130H252V131H250L249 132ZM255 130V131H254ZM87 131V130H86ZM95 132V131H94ZM160 134H159V133ZM105 133V132H104ZM103 133V134H104ZM108 134V133H107ZM159 134V135H158ZM109 135V134H108ZM68 136V135H67ZM81 136V135H80ZM100 136H102V135H100ZM104 136V135H103ZM108 138V137H107ZM135 138V137H134ZM131 139H133V138H131ZM98 140V139H97ZM108 140V139H107ZM106 140V141H107ZM136 140V139H135ZM133 141V143H132V145L133 144H135L134 142H136V141H134V139L132 140ZM117 142V141H116ZM115 142V143H116ZM122 142V141H121ZM129 142V141H128ZM98 143V142H97ZM114 143V144H115ZM120 143V142H119ZM118 143V144H119ZM126 143V142H125ZM124 143V144H125ZM118 144H117V146H118ZM124 144H123V146H124ZM130 144V143H129ZM128 144V145H129ZM3 145V144H2ZM120 145V144H119ZM131 145V146H132ZM136 145H138V144H136ZM97 146V145H96ZM108 146H110V145H108ZM127 146V145H126ZM126 146H125V148H126ZM130 146V147H131ZM130 147H128V148H130ZM139 147L141 148V146L139 145ZM138 147V148H139ZM143 147L141 148V149H143ZM150 147H151V144H150ZM116 148V147H115ZM120 148V147H119ZM125 148H124V151H125ZM133 148H134V146H133ZM136 148V147H135ZM139 148V149H140ZM200 148V147H199ZM89 149V148H88ZM105 149V148H104ZM121 149V148H120ZM73 150V149H72ZM111 150H113V149H111ZM129 150V149H128ZM128 150H126V151H128ZM132 150V149H131ZM201 150V149H200ZM199 150V151H200ZM123 151V150H122ZM132 151H137V150H132ZM139 151V150H138ZM141 151V150H140ZM149 151V150H148ZM171 151H169V153L171 152ZM83 152V151H82ZM92 152V151H91ZM110 152V151H109ZM113 152V151H112ZM165 152H163V154L165 153ZM168 152V151H167ZM207 152V151H206ZM123 153H125V152H123ZM131 153V152H130ZM129 153V154H130ZM134 153V152H133ZM151 153V152H150ZM199 153V152H198ZM197 153V154H198ZM200 153H202L201 151H200ZM101 154V153H100ZM102 154H103V152H102ZM106 154V153H105ZM107 154H109V153H107ZM106 154V155H107ZM134 154H136V153H134ZM7 155V154H6ZM118 155V154H117ZM138 156H139V154H137ZM144 155H146V153L144 154ZM161 155V154H160ZM166 155V154H165ZM177 155V156H176ZM199 155V154H198ZM205 155V154H204ZM127 156V155H126ZM129 156V155H128ZM153 156V155H152ZM185 156V158H187ZM197 156V155H196ZM110 157V156H109ZM108 157V158H109ZM133 157V156H132ZM131 157V158H132ZM140 157H142V159H143V157L144 156H140ZM164 157V156H163ZM103 158H104V156H103ZM102 158V159H103ZM106 158V157H105ZM108 158H106L107 159V161L109 160ZM117 158L118 159H120L121 161L123 160V159H121L120 157H118L117 156ZM126 158H128V157H126ZM135 158V155H134V157H133V159ZM137 158V157H136ZM154 158H157V157H154ZM170 158V157H169ZM90 159V158H89ZM92 159V158H91ZM93 159H94V157H93ZM141 159V158H140ZM150 159V158H149ZM148 159V160H149ZM153 159V158H152ZM182 159V158H181ZM190 159V158H189ZM188 158H187V160H189ZM202 159H204L203 157H202ZM105 160V159H104ZM126 160V159H125ZM124 160V161H125ZM136 160H138V159H135L134 161H136ZM146 160V159H145ZM145 160H143V161H145ZM171 160V159H170ZM184 160V159H183ZM91 161V160H90ZM128 161V163H129V160H127ZM126 161V162H127ZM142 161V160H141ZM192 161H193V159H192ZM106 162V161H105ZM139 162V161H138ZM152 162V161H151ZM159 162V161H158ZM176 162V161H175ZM184 162H185V160H184ZM186 162H189V161H186ZM83 163V162H82ZM110 163V162H109ZM108 163V164H109ZM145 163H146V161H145ZM157 163V162H156ZM180 163H181V161H180ZM183 163V162H182ZM23 163H20L19 165H22ZM136 164H137V161H136ZM158 164H160V163H158ZM165 164V163H164ZM167 165H168V163H166ZM170 164H172V166H173V164H174V162L173 163H171L170 162ZM177 164H178V161H177ZM185 164V163H184ZM188 164V163H187ZM190 164H192V162L190 163ZM148 165V164H147ZM160 165H162V163L160 164ZM179 165H181V164H179ZM179 165H177V166H179ZM123 166V165H122ZM139 166V165H138ZM137 166V167H138ZM154 167H155V164L153 165ZM158 166V165H157ZM156 166V167H157ZM191 165H189V167H188V170H190L189 168H191L190 167ZM193 166V165H192ZM155 167V168H156ZM167 167V166H166ZM181 167V166H180ZM146 168V167H145ZM169 168V167H168ZM175 168H176V165H175ZM193 168V167H192ZM191 168V169H192ZM86 169V170H87ZM159 169V168H158ZM172 169V168H171ZM183 169H185V167H183ZM148 170V169H147ZM146 170V171H147ZM164 170V169H163ZM193 170V169H192ZM88 171V170H87ZM88 171V172H89ZM155 171V170H154ZM160 171V170H159ZM191 171V170H190ZM174 172V171H173ZM176 172H177V170H176ZM182 172V171H181ZM183 172H185L184 170H183ZM147 173V172H146ZM158 173V172H157ZM170 173V172H169ZM201 173V172H200ZM163 174H165V173H163ZM171 174V173H170ZM161 175V174H160ZM131 176V175H130ZM149 176V175H148ZM192 175H190V176H187V177H184V178H190ZM202 176H204V175H202ZM126 177L128 178V179H126ZM133 177V176H132ZM160 177V176H159ZM25 178V177H24ZM91 178V177H90ZM134 178V177H133ZM137 178V177H136ZM135 178V179H136ZM173 178V177H172ZM198 178V177H197ZM23 179V178H22ZM152 179V178H151ZM155 179V178H154ZM191 179H193V177L191 178ZM138 180V179H137ZM157 180V179H156ZM178 181H179V178L177 179ZM186 180V179H185ZM189 180V179H188ZM196 180V179H195ZM204 180V179H203ZM24 181V180H23ZM87 181V180H86ZM89 181V180H88ZM93 181V180H92ZM95 181V180H94ZM93 181V183H95ZM26 181H24V183H25ZM90 182H91V180H90ZM168 182V181H167ZM174 182V181H173ZM180 182V181H179ZM183 182V181H182ZM186 182H188V181H186ZM194 182V183H193ZM205 182V181H204ZM27 183H29V185H30V182H27ZM32 184H33V182H31ZM84 183H86V182H84ZM89 183V182H88ZM134 183H135V181H134ZM136 183V184H137ZM23 184V183H22ZM92 184V183H91ZM101 184V185H100ZM123 184H124V186H123ZM135 184V185H136ZM137 184V185H138ZM89 185V184H88ZM31 186V185H30ZM33 186V185H32ZM31 186V187H32ZM128 186V187H129ZM174 186V185H173ZM22 187V186H21ZM24 187H26L27 188V186H24ZM137 187V186H136ZM135 187V188H136ZM145 187H148V188H145ZM32 188H34V186L32 187ZM74 188V187H73ZM142 188H144V189H142ZM36 189V188H35ZM71 189V188H70ZM126 189H128V188H126ZM126 189H125V191H126ZM151 189V190H150ZM168 189L170 190V192H173L174 193V195H171V193H169V191H168ZM99 190V189H98ZM129 190V189H128ZM36 191V190H35ZM77 191V190H76ZM122 191H124V190H122ZM133 191V190H132ZM37 192V191H36ZM94 192H95V190H94ZM129 192V191H128ZM131 192V191H130ZM134 192V191H133ZM127 193V192H126ZM136 193V192H135ZM172 193V194H173ZM2 194V193H1ZM32 194V193H31ZM83 194V193H82ZM134 194V193H133ZM127 195V194H126ZM34 196V195H33ZM71 196V195H70ZM75 196H80V194H78V195H75ZM81 196H83V195H81ZM73 197V196H72ZM86 198V197H85ZM166 199L167 200V205H165L166 204V202H165V204H163V199ZM28 200V199H27ZM73 200V199H72ZM78 200V199H77ZM130 200V199H129ZM141 200V201H140ZM26 201V200H25ZM67 201V200H66ZM134 201V200H133ZM147 201V202H146ZM183 201V200H182ZM51 202V201H50ZM81 202V201H80ZM79 202V203H80ZM83 202V201H82ZM81 202V203H82ZM86 202V201H85ZM96 202H97V200H96ZM138 202V203H139ZM13 203V202H12ZM26 203V202H25ZM136 203V202H135ZM145 203H144V205H145ZM70 204V203H69ZM125 204V203H124ZM131 204H133V203H131ZM140 204V203H139ZM10 205V204H9ZM68 205V204H67ZM143 205V206H144ZM146 205V206H147ZM165 205V206H164ZM29 206V205H28ZM69 206V205H68ZM78 206V205H77ZM134 206V205H133ZM13 207V206H12ZM100 207V206H99ZM106 207V206H105ZM137 207H140V206H137ZM145 207V206H144ZM45 208V207H44ZM101 208V207H100ZM103 208V207H102ZM109 208V207H108ZM133 208V207H132ZM7 209V208H6ZM91 209V208H90ZM148 209V208H147ZM146 208H142L141 210H139V213H138V216H140V217H142V218H145V213L147 212L146 210H147ZM76 210V209H75ZM88 209H86V211H87ZM93 210V209H92ZM107 210V209H106ZM112 210V209H111ZM114 210H116V209H114ZM137 210H138V208H137ZM135 211V210H134ZM88 212V211H87ZM101 212H104V211H101ZM109 212H111V211H109ZM113 212V211H112ZM115 212V211H114ZM118 212V211H117ZM129 212V211H128ZM31 213V212H30ZM34 213H36V212H34ZM33 213V214H34ZM75 213H79V211L78 210H76L75 211ZM130 213V212H129ZM17 214V213H16ZM37 214V213H36ZM70 214V213H69ZM73 214V213H72ZM72 214H71V216H72ZM108 213H106V215H107ZM115 214H116V212H115ZM18 215V214H17ZM39 215V214H38ZM76 215H78V214H76ZM111 215H112V213H111ZM123 215H125V213H123ZM123 215H122V217H123ZM176 216V219H174V220H172L173 219V216ZM13 216V215H12ZM30 218H31V216H30V214L28 215ZM42 216V215H41ZM69 216V218H70V215H68ZM79 216V215H78ZM80 216H81V214H80ZM137 216V217H138ZM151 216V215H150ZM14 217V216H13ZM34 217H36V215L34 216ZM73 217V216H72ZM101 217L102 216H98V219H101ZM112 217V216H111ZM117 217H121V216H117ZM127 217H128V214H127ZM159 217V218H160ZM22 218V217H21ZM20 218V219H21ZM26 218V217H25ZM33 218V217H32ZM37 218V217H36ZM17 219V218H16ZM77 219L79 220V217L77 218V217H75V220L77 221ZM92 219V218H91ZM102 219H103V222H104V220H106V217H105V213H104V215H103V217H102ZM121 219H123V218H121ZM120 219V220H121ZM130 219V218H129ZM137 219V218H136ZM19 220V219H18ZM72 221H74L73 219H71ZM126 220V219H125ZM125 220H124V224H125ZM75 221V222H76ZM99 221V220H98ZM113 221V220H112ZM122 221V220H121ZM173 221L175 222V225H173L172 223H173ZM19 222L21 223V221L19 220ZM18 222V223H19ZM27 222V221H26ZM37 222V221H36ZM33 223H34V220H33ZM94 223V222H93ZM126 223H129L128 221L126 222ZM30 224V223H29ZM84 224V223H83ZM103 224H105V223H102V225ZM106 224H109V221H108V219L106 220ZM130 224V223H129ZM32 226H33V224H31ZM65 225V224H64ZM73 225V224H72ZM127 225V224H126ZM27 226H28V223H27ZM76 226V225H75ZM83 226V225H82ZM116 226V225H115ZM19 227H21L20 226V224H18L17 225V228H18V230H19ZM74 227V226H73ZM104 227H106V226H104ZM140 227V226H139ZM27 228V227H26ZM34 228V227H33ZM32 228V229H33ZM31 229V230H32ZM141 229V228H140ZM170 230L169 232H167V230ZM28 230H29V228H28ZM145 230V231H144ZM16 232V231H15ZM20 232H21V228H20ZM30 232V231H29ZM148 232V233H147ZM165 232H166V234H165ZM75 233V232H74ZM115 233V232H114ZM20 234H23V233H20ZM28 234V233H27ZM26 233H24V235H23V237H22V241L19 243V244H22V246L24 247V248H27V249H30V248H34L35 247V239L37 238H35V239H30V236L29 235H27ZM42 234V233H41ZM158 234V237H159V239H155V236ZM173 235V234H172ZM171 235V236H172ZM15 236V235H14ZM34 236V235H33ZM170 236V237H171ZM20 237V236H19ZM19 237H17V238H19ZM73 237V236H72ZM28 238L30 239V241L28 240ZM31 238H32V236H31ZM45 238V237H44ZM73 238H75V237H73ZM139 238V237H138ZM173 238H174V236H173ZM118 239V237H115V238H113L112 239V237H110L108 240H106V243L108 244V245H111V244H117L118 242H119V239ZM126 240H128V241H126L125 243L127 244V245H129V244H134L135 245V241H134V239L133 238H131V237H128V238H125ZM20 240V239H19ZM173 240V239H172ZM115 241V242H114ZM120 241H122V240H120ZM67 242V241H66ZM143 242V243H144ZM185 242H187V243H185ZM14 244V243H13ZM15 244H17V242H15ZM176 245H175V247H176ZM12 246V245H11ZM136 246V245H135ZM188 246H190V245H188ZM183 247V246H182ZM41 248V247H40ZM136 249H137V247H135ZM165 248H163V249H165ZM179 248H181V246L179 247ZM179 248H176V249H179ZM35 249V248H34ZM38 249V248H37ZM124 249V248H123ZM166 250V249H165ZM175 250V249H174ZM190 250H191V248H190ZM118 251V250H117ZM126 251V250H125ZM120 252V251H119ZM129 252V251H128ZM130 252H132V251H130ZM129 252V253H130ZM196 254H195V253ZM36 253V252H35ZM40 253H41V251H40ZM136 252L134 251V254H135ZM144 253V252H143ZM142 253V254H143ZM122 254H125V253H122ZM169 254H170V252H169ZM174 254V253H173ZM189 254V253H188ZM35 255V254H34ZM37 255V254H36ZM131 255H133V252H132V254H127V256L126 257H128L129 259H131L132 260V262L133 261H136L137 262V260H139V258H141V256L142 257H144L145 258V255H141L139 258L138 257H133V256H131ZM140 255V254H139ZM149 256V255H148ZM171 256V255H170ZM187 256V255H186ZM189 256V255H188ZM159 257V256H158ZM198 257V258H197ZM138 258V259H137ZM149 258V257H148ZM153 258V257H152ZM137 259V260H136ZM142 259V258H141ZM147 260V259H146ZM162 261V260H161ZM126 262V261H125ZM141 262V261H140ZM146 262V261H145ZM157 262V261H156ZM158 262H159V260H158ZM157 262V263H158ZM163 262V261H162ZM161 262V263H162ZM137 263H139V262H137ZM149 263V262H148ZM157 263H155V264H157ZM179 263V262H178ZM177 263V264H178ZM134 264V263H133ZM152 264H153V262H152ZM182 264V263H181ZM205 264V263H204Z\"/></svg>",
    "mask_w": 264,
    "mask_h": 264
},
{
    "label": "water",
    "instance_id": "3",
    "mask_svg": "<svg viewBox=\"0 0 264 264\" xmlns=\"http://www.w3.org/2000/svg\"><path fill=\"white\" fill-rule=\"evenodd\" d=\"M155 97L165 108L164 124L175 146L188 148L207 119L197 82L189 76H164ZM209 161L222 182L178 190L187 238L198 244L202 258L264 264V138L248 136L216 148Z\"/></svg>",
    "mask_w": 264,
    "mask_h": 264
},
{
    "label": "snow or ice",
    "instance_id": "4",
    "mask_svg": "<svg viewBox=\"0 0 264 264\" xmlns=\"http://www.w3.org/2000/svg\"><path fill=\"white\" fill-rule=\"evenodd\" d=\"M2 58V57H0ZM135 246L134 244H129L127 245L123 250H134ZM121 249H118V251H120ZM123 259L126 260L127 264H131V259H129L128 257H122Z\"/></svg>",
    "mask_w": 264,
    "mask_h": 264
},
{
    "label": "crops",
    "instance_id": "5",
    "mask_svg": "<svg viewBox=\"0 0 264 264\" xmlns=\"http://www.w3.org/2000/svg\"><path fill=\"white\" fill-rule=\"evenodd\" d=\"M139 203H140V204H139L138 206H140V207H137L138 209L151 207V205H147V204L144 205V204H141V202H139ZM143 205H144L145 207H144ZM146 205H147V206H146ZM132 237H133V236H132Z\"/></svg>",
    "mask_w": 264,
    "mask_h": 264
}]
</instances>
